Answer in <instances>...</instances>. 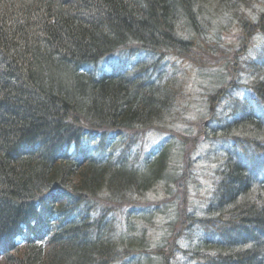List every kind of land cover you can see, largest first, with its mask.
Segmentation results:
<instances>
[{
	"label": "trees",
	"instance_id": "trees-1",
	"mask_svg": "<svg viewBox=\"0 0 264 264\" xmlns=\"http://www.w3.org/2000/svg\"><path fill=\"white\" fill-rule=\"evenodd\" d=\"M126 45L131 57L139 49L130 45L147 54L133 64L134 79L116 68L102 73L97 60ZM141 79L153 89L141 87ZM249 82L256 97L228 93ZM217 85V94L193 99L199 110L189 109L192 99L181 90ZM187 116L204 126L230 121L259 150L245 155V163L264 159V0H0V264H153L148 244L155 226H144L135 211L132 174L139 187L144 179L138 171L161 172V178L164 154L188 152V131L177 126ZM102 127L118 149L134 151L155 132L162 137L136 168L111 171L86 154L102 152L106 139L88 133ZM92 140L97 147L90 151ZM211 153L228 162V175L237 152ZM181 159L185 172L189 166ZM243 174L234 182L241 192L225 189L230 195L221 201L218 191L207 207L230 213V220L235 212L250 216L256 232L264 224V182L257 186L261 194L254 193ZM43 181L51 190L46 198L38 196ZM208 183L202 190L218 184L213 177ZM174 187L180 185L168 186ZM182 207L185 217L179 207L168 213L193 234L180 230L189 237L183 253L195 259L208 251L204 256L217 259L205 237L210 219L193 213L191 203ZM220 235L217 252L264 264L254 238L234 251ZM163 238L155 251L171 249ZM166 254L176 256L174 263L184 261Z\"/></svg>",
	"mask_w": 264,
	"mask_h": 264
},
{
	"label": "bare ground",
	"instance_id": "bare-ground-1",
	"mask_svg": "<svg viewBox=\"0 0 264 264\" xmlns=\"http://www.w3.org/2000/svg\"><path fill=\"white\" fill-rule=\"evenodd\" d=\"M126 46H120L115 49H113L108 55L105 56L108 57L110 55L115 54L117 51H125L129 54V52L126 49ZM130 48H134L135 50H138V52L133 55V57L127 60H121V61H114V62H107V63H101L103 60H97V66L99 67L100 71L102 73H107L111 71L112 69L116 68L119 72V74H126L127 77L132 76L129 74L130 71L133 69V64L141 59L142 57H146L147 54L145 53V48L142 47H136L135 45H130ZM145 47V46H143ZM104 58V59H105ZM123 58V57H122ZM134 79V78H132ZM139 85L143 88H150L153 89V85H147L142 79L139 81ZM230 85V84H229ZM228 85V86H229ZM227 85H223L222 87H226ZM198 89V95H211V94H217L219 91H221V86H206V87H196ZM228 93L235 97L240 99H251L252 96L256 97V94L254 93L252 89L251 83H245L243 86L241 83H239L235 88H229ZM196 98V97H195ZM233 107V106H232ZM231 107V108H232ZM166 109V108H165ZM164 108H160V110H165ZM171 109H173L171 107ZM234 109H231V111ZM166 111V110H165ZM165 111L163 113H165ZM188 122H183L180 126L187 129V133L185 136V142L184 144L187 146L188 152L186 154H181L180 152L173 153V154H164V159H167L168 163L164 167V170L162 171V177L160 178L158 175H153L154 172L151 169H146V171L139 172V176L144 179V185L143 181L139 184V187L137 186V175L132 174V184L134 185V188L130 191V196L132 197L131 200L134 201L133 205L135 206V211L141 213L143 215L142 223L144 226H159V224H162L163 227L169 231L164 232V235L160 239V242L162 240L166 239L163 237H168V239L164 242L166 243L171 249L170 250L173 255H177L181 257L184 261L181 264H245L241 263L240 261L236 260L235 258H231L226 252L219 253L216 250L215 242L222 241V237L220 234H223L225 238V243L227 249H244L246 245L252 244L253 238L257 240L259 243V247L261 252L264 253V224L262 228H258V226L255 228L257 231L253 232L252 228L250 227L253 224V221L250 216L248 215H241L236 216V212L233 213V219H229V214L220 215L218 211L210 210L207 206V202L205 200L210 199L213 197L218 191L221 194V201L226 200L227 197H229L230 194H228L225 189L229 190H237L238 192H241L239 187H236V184L234 182H237L236 179L242 177L245 173V177L248 178L251 182L248 185L249 188L254 190V193L261 191L257 186L262 184V181L264 182V159L262 161H257V163L254 164H246L245 155L250 154L252 155L258 152L259 150L257 147L251 142H248L249 140L247 138H240L236 133V130L231 129L232 123L224 122L219 123L218 121H208L206 122V126H204L203 123H199V119H195L193 117L187 116ZM220 121V119H219ZM184 132V131H183ZM89 136L96 138L98 141H101L103 138H105V145L102 147V152L97 153V151L93 152L92 154H88L92 161H95L96 163L108 168L109 170L113 171L114 169H122V168H136L138 164L144 162L147 152L151 150V145L155 144L152 143L150 140V143L148 141H142L143 143L139 144L134 151L131 147H128L126 150V145L120 146L118 149L117 142L112 135V133L105 127L102 128H91L89 130ZM122 136L121 133L118 134V136ZM90 138V137H89ZM256 140H259L256 138ZM159 141V140H158ZM157 142V141H156ZM121 144L123 142L120 141ZM97 144L94 142V140L88 142V148L90 151H93L96 149ZM140 148V150H138ZM86 148H84L85 151ZM103 149L105 151L103 152ZM215 149L218 151L223 150L224 153L230 154L232 151L235 153L237 152V155L235 156L237 158V161L234 159L233 163L229 166L231 170H229L228 175L225 173V163L220 159H216V154L211 153ZM142 152L144 154H139L138 152ZM263 155V154H262ZM185 158L187 161L185 162V166H189V170L183 172L182 167L183 161L181 158ZM113 158V161L111 160ZM194 158V160H193ZM195 158L197 161H195ZM110 165H109V162ZM202 163V164H200ZM238 165V167L236 166ZM155 165V164H154ZM228 165V164H227ZM204 171V173H202ZM210 172V174H208ZM201 174H204V177L207 178L205 183L202 185V187L208 186V181H211V178L213 177V180H216L218 184L211 187L210 192H208V189H203L205 193V199H200L199 205V213L197 216L199 218H203L204 221H208L209 228L207 229L205 233V237L207 240L211 242L209 244L210 249L213 251V255H211V258H217L214 260L208 259L206 256H204L205 253L208 251L203 252V256L197 255L195 259L194 256L188 257L186 254H184V247L188 246V239L189 237L185 234H180V230L182 229L183 232L190 233V231L184 227L183 225H180L175 220L176 217H172L171 214H169V207L176 211L178 210L177 207L183 208L182 205L190 204L192 200L190 198L193 196L192 192H190L191 188L193 187V183L199 182L202 177ZM234 179V180H232ZM46 182H42L41 190L42 192L38 195H43L45 198L48 197V194H51V190L45 186ZM174 184L180 185L179 188L174 187L173 190L168 188V186H172ZM142 185V186H141ZM45 186V187H44ZM189 189V190H188ZM263 193V192H262ZM261 194V193H259ZM151 199L147 200V202L144 201L143 198L148 197ZM43 200V199H42ZM125 209V208H124ZM129 210V207L127 208L126 212ZM173 212V213H174ZM178 213V211H177ZM176 213V214H177ZM242 213V212H241ZM264 213V211H263ZM122 214V213H121ZM258 214V213H257ZM256 214V215H257ZM182 215L185 217V214L182 213ZM214 215V217H212ZM263 215H261L260 221H264ZM260 217V216H258ZM121 218L125 221L128 218V214L125 213L122 214ZM256 226V225H255ZM172 231H171V230ZM251 230V231H250ZM221 231V233H220ZM193 235L192 233H190ZM191 235H189L191 237ZM263 240V241H262ZM183 245V246H182ZM149 252L155 253L153 257L155 260H153V264H178L174 263V258H169L166 255V250L164 247H161L158 251H155L151 246H149ZM227 251V250H225ZM264 257V254H263ZM256 264H261L259 262H255Z\"/></svg>",
	"mask_w": 264,
	"mask_h": 264
},
{
	"label": "rangeland",
	"instance_id": "rangeland-1",
	"mask_svg": "<svg viewBox=\"0 0 264 264\" xmlns=\"http://www.w3.org/2000/svg\"><path fill=\"white\" fill-rule=\"evenodd\" d=\"M263 42H260V41H258L257 42V45H256V49L258 50V51H260L261 49H262V47H263V44H262ZM261 44H262V46H261ZM123 57V58H122ZM130 55L126 52V50L125 51H123V50H121L120 52L119 51H117L116 52V54H115V57H114V54L113 55H110V56H108V57H106L105 59H103L102 61H101V63H107L108 61L109 62H114V61H121V60H127V59H129L130 60ZM245 84V83H244ZM181 93H182V96H186V97H188L189 99H192V103L191 104H189L188 105V107H190L189 109H191V110H199L198 109V104L196 103V101L195 100H193V99H195V97H196V99H197V96H198V89L197 88H185V89H183V90H181ZM199 103V102H198ZM192 105V106H191ZM197 108V109H196ZM202 113H204V111H202V112H200V113H197L196 115L195 114H193L192 116H194V117H197V116H199V115H201ZM179 128H182L180 125H177ZM176 126V127H177ZM175 127V128H176ZM178 128V129H179ZM162 137V134L161 133H157V132H155V133H152V134H150L149 135V137H148V139L152 142V143H156V141H158L160 138ZM195 161H197L196 160V158H195ZM197 162H199V161H197ZM200 164H202V163H200ZM202 173H204V171L202 172ZM200 176L202 177V179H200V181L199 182H196L195 181V183H193V187L191 188V190H190V192H192V194H193V196L190 198V200H192V202H190L191 203V208H190V210L192 209H194V212L193 213H195V214H198L199 213V203H201L200 202V199L202 198L203 200L205 199L204 197L206 196L205 195V193H204V191H202V185L205 183V181H207L206 179L207 178H205L204 177V174H201L200 173ZM205 180V181H204ZM207 204L209 205L210 204V202H208V200H207ZM181 212L182 213H184V207L181 209ZM181 213V214H182ZM185 214V213H184ZM160 225V227L159 226H157V228H158V230L156 231V230H153V229H155L156 227H154L153 229H151V230H149L150 231V234H151V236H152V238H150L151 239V241H150V246L153 248V249H157L158 247L157 246H159L160 245V239L162 238V236L164 235V232H167V229H163V225L162 224H159ZM153 230V231H152Z\"/></svg>",
	"mask_w": 264,
	"mask_h": 264
}]
</instances>
